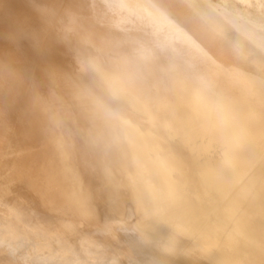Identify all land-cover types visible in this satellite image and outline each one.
I'll use <instances>...</instances> for the list:
<instances>
[{"label": "bare ground", "instance_id": "obj_1", "mask_svg": "<svg viewBox=\"0 0 264 264\" xmlns=\"http://www.w3.org/2000/svg\"><path fill=\"white\" fill-rule=\"evenodd\" d=\"M0 262L264 264V0H0Z\"/></svg>", "mask_w": 264, "mask_h": 264}, {"label": "rangeland", "instance_id": "obj_2", "mask_svg": "<svg viewBox=\"0 0 264 264\" xmlns=\"http://www.w3.org/2000/svg\"><path fill=\"white\" fill-rule=\"evenodd\" d=\"M0 264H14V263H3V262H0Z\"/></svg>", "mask_w": 264, "mask_h": 264}]
</instances>
